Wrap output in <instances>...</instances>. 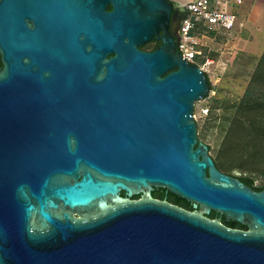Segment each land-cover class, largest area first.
Instances as JSON below:
<instances>
[{
  "label": "water",
  "instance_id": "1",
  "mask_svg": "<svg viewBox=\"0 0 264 264\" xmlns=\"http://www.w3.org/2000/svg\"><path fill=\"white\" fill-rule=\"evenodd\" d=\"M172 10L0 0V264H264V189L199 139L210 79L178 54Z\"/></svg>",
  "mask_w": 264,
  "mask_h": 264
},
{
  "label": "rangeland",
  "instance_id": "2",
  "mask_svg": "<svg viewBox=\"0 0 264 264\" xmlns=\"http://www.w3.org/2000/svg\"><path fill=\"white\" fill-rule=\"evenodd\" d=\"M228 6L232 12H241L242 25L234 33L201 38L203 47L213 54L215 61L210 68L214 89L206 100L195 104L194 117L198 137L210 146V155L220 170L235 174L239 172L236 160L244 158L245 171L239 175L253 177L260 186L264 184V139H250L248 120H241L238 139L226 138L235 129L233 125L246 91L264 94V74L255 80L256 67L264 54V0H254L246 8ZM204 109L209 110L208 114L203 113Z\"/></svg>",
  "mask_w": 264,
  "mask_h": 264
},
{
  "label": "built area",
  "instance_id": "3",
  "mask_svg": "<svg viewBox=\"0 0 264 264\" xmlns=\"http://www.w3.org/2000/svg\"><path fill=\"white\" fill-rule=\"evenodd\" d=\"M249 0H190L186 3L187 16L180 27L177 52L189 64L199 66L212 84L210 68L215 63L210 51H204L201 37L197 31L201 28L216 31H232L240 28L238 12H232L228 5L242 6ZM204 109L203 113L208 114Z\"/></svg>",
  "mask_w": 264,
  "mask_h": 264
},
{
  "label": "trees",
  "instance_id": "4",
  "mask_svg": "<svg viewBox=\"0 0 264 264\" xmlns=\"http://www.w3.org/2000/svg\"><path fill=\"white\" fill-rule=\"evenodd\" d=\"M248 3V1H246V3L244 5H246ZM242 5V6H244ZM241 12H238V17L239 20H241ZM239 28L236 27L234 30L232 31H216V30H208V29H204L201 28L197 31V35L201 38L207 37L208 35H217L219 33H226V34H230V33H234L238 30ZM142 48H146L145 46H143ZM204 51H206L207 49L204 48ZM210 56L213 58V54H210ZM1 65V63H0ZM262 74H264V54L258 64V66L256 67L255 70V75H257L255 77V80H258L259 76H262ZM210 91H212L214 88L212 87V84L210 82ZM241 120L245 121L248 120V134H251L250 139H264V94L262 95H257L255 94L251 89H248L245 93L244 98L242 99L240 105H239V109H238V116L235 119L233 128L235 129H231V131H229L228 137L226 139H238L237 137H240V130L238 128L242 127L241 126ZM245 128V127H244ZM247 131V129H245ZM209 146V145H208ZM209 150H210V146H209ZM214 162L217 166L218 169H220L217 161L214 159ZM245 160L244 158H239L236 160V164L235 167L239 172H244L245 171ZM233 176H236L237 178H239L242 182H244L245 184H247L248 186H250L251 188H253L256 191H262L264 189V184L263 185H256V181L253 177L241 174V175H235L232 174ZM161 190V189H160ZM156 196H158L159 198H168V199H172L175 203L178 204H183L182 200L172 194L169 193L168 197H166L167 191L164 190V192L161 193V191H156L154 192ZM123 195H125V193H123ZM140 196H134L133 199H136ZM190 208H193V211L195 210L193 205L190 204ZM217 217L220 216L219 214L215 213L212 211V213L210 215H208L209 218H213V217ZM222 220L223 222L226 224L225 221V217L222 216ZM230 226L232 227H240V228H244V229H248L247 226L242 225L240 223L237 222H230L229 223Z\"/></svg>",
  "mask_w": 264,
  "mask_h": 264
},
{
  "label": "flooded vegetation",
  "instance_id": "5",
  "mask_svg": "<svg viewBox=\"0 0 264 264\" xmlns=\"http://www.w3.org/2000/svg\"><path fill=\"white\" fill-rule=\"evenodd\" d=\"M172 3H173V10H172V14H171V21H170V31L173 33L174 35V38H175V41L178 45V41H179V38H180V27H181V24H182V21L183 19L187 16V10H186V2L183 1V0H171ZM112 10V7L111 6H108L106 11L107 12H110ZM28 25L30 27H33L34 23L33 21H28ZM162 33V32H161ZM160 33V34H161ZM162 44V41L161 40H158V39H154L153 41H151L150 43L144 45L145 47H149V48H142V50L144 51H148V52H151V51H154L155 49H157L160 45ZM0 68L2 67V62H1V57H0ZM220 170V169H219ZM221 171V170H220ZM222 172V171H221ZM224 173V172H222ZM224 174H227V173H224ZM227 175H230V174H227ZM230 176H233V175H230ZM235 178H237L236 176H233ZM239 179V178H238ZM240 180V179H239ZM241 181V180H240ZM242 182V181H241ZM244 183V182H243ZM245 184V183H244ZM247 185V184H246ZM248 186V185H247ZM250 187V186H249ZM251 188V187H250ZM253 189V188H252ZM161 191L164 192V190H160V189H156L154 192L156 191ZM254 190V189H253ZM256 191V190H255ZM153 192V197L157 200H161V201H167L173 205H176L180 208H183L187 211H190V212H193V208H190V204L189 202L185 201V200H182V203L183 204H178V203H175L172 199H168V198H159L158 196L155 195V193ZM124 192H122V196H125L123 195ZM169 193L166 194V197H168ZM140 197L134 199V200H138ZM193 205V204H191ZM212 213V212H211ZM210 213V214H211ZM212 220H220L222 224H224L225 226L229 227V228H232V229H239V230H243V231H246L248 229H244V228H240V227H232L229 225L230 222L226 221V224L223 222L222 220V216H217V217H213V218H210ZM233 223V222H232Z\"/></svg>",
  "mask_w": 264,
  "mask_h": 264
},
{
  "label": "crops",
  "instance_id": "6",
  "mask_svg": "<svg viewBox=\"0 0 264 264\" xmlns=\"http://www.w3.org/2000/svg\"><path fill=\"white\" fill-rule=\"evenodd\" d=\"M254 0H249L248 3L246 5H244V8L249 7L248 5H250Z\"/></svg>",
  "mask_w": 264,
  "mask_h": 264
}]
</instances>
